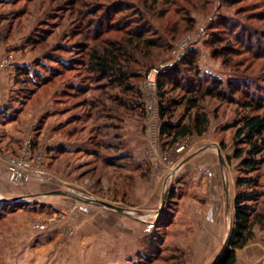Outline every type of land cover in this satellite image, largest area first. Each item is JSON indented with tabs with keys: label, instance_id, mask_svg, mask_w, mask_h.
Wrapping results in <instances>:
<instances>
[{
	"label": "rangeland",
	"instance_id": "rangeland-1",
	"mask_svg": "<svg viewBox=\"0 0 264 264\" xmlns=\"http://www.w3.org/2000/svg\"><path fill=\"white\" fill-rule=\"evenodd\" d=\"M144 2L0 0V70L15 73L9 103L34 121L18 152L0 151L8 172L7 159L21 155L27 138L33 142L28 174L0 179V264H210L227 239L230 247L237 180L245 175L234 157L241 96L202 97L200 111L209 117L202 135L174 141L163 125L195 113L187 103L195 95L185 88L197 69L224 80L225 91L234 80L264 95V0ZM141 26L151 37L167 29L171 48L135 52L124 83L89 66V48ZM173 69L181 87L161 89L159 79L169 80ZM162 104L171 107L165 118ZM261 173L250 203L264 213V164ZM16 196L29 200H5ZM253 230L235 264H264V224Z\"/></svg>",
	"mask_w": 264,
	"mask_h": 264
},
{
	"label": "trees",
	"instance_id": "trees-1",
	"mask_svg": "<svg viewBox=\"0 0 264 264\" xmlns=\"http://www.w3.org/2000/svg\"><path fill=\"white\" fill-rule=\"evenodd\" d=\"M74 2L75 0H71V4H74ZM156 2L157 0H154V3ZM148 3L149 0H145L144 5ZM144 10H141V14L143 18L147 20L149 13L147 10ZM160 16L164 17L166 14L162 12ZM180 20L181 19L176 22L177 24H175L172 30L174 35L178 33ZM189 20L191 21L189 25L191 28V26L194 25V19L190 18ZM142 26L141 29L140 27L139 29L127 27L123 35L117 40L106 42V45L101 48H89V66L104 78L110 77L114 81L124 83L128 79L127 69L130 68L134 62H137V60L134 59L135 52H146L147 56H151L153 48H159L160 50H168L171 48V43L168 42L167 38L163 37V33H165L167 29L161 26V28H158V32H161L162 35L151 37L146 34L148 30L142 31ZM158 32L155 33L158 34ZM98 38L99 35L95 37V39ZM173 38H175V36H173ZM218 39L220 40L221 38ZM151 58L154 60V57ZM188 60L189 64H193V59ZM173 70L176 72L174 75H170L168 77L169 80L166 82L163 81V79H159V86L161 89L166 84H170L174 87H181L177 82V79L180 77L179 73L177 69ZM160 76H162V73ZM193 80H197V82L193 83ZM203 81H210V85L206 87L201 85ZM224 84V80L220 78H213L211 80L209 77L202 75L200 69H197L188 87L185 88L186 92L195 95L187 99L188 108L195 109V113H193V115L190 116V120L185 123H173L169 120L165 121L163 132L172 135L174 141L194 133L202 135L208 130L209 117L205 111H200V99L206 95H211L223 99L235 100V94L241 96V98L237 99V102L240 103L245 112L242 114L239 126L234 134V138L239 144L235 149L234 157L241 159V170L245 175L237 180L238 193L235 200L236 228L229 240L230 247L224 250L223 254L216 262V264H235L237 260V249L245 247L254 237L253 227L255 223L264 224V213L258 212L255 206L250 203L251 201L257 202V186H259L261 182V170L264 164V95L260 93L258 95L254 93L251 94L247 86L240 81L229 80L227 82L226 91L223 90L222 87ZM162 97L164 98V94H162ZM170 109L171 107L169 105L162 104L161 114L164 118L166 117L165 115L169 113ZM253 174L256 175L253 176ZM244 187L245 189H243Z\"/></svg>",
	"mask_w": 264,
	"mask_h": 264
},
{
	"label": "crops",
	"instance_id": "crops-1",
	"mask_svg": "<svg viewBox=\"0 0 264 264\" xmlns=\"http://www.w3.org/2000/svg\"><path fill=\"white\" fill-rule=\"evenodd\" d=\"M14 80L15 73L12 72L11 68L0 70V151L3 150L11 154L19 151L18 144L23 133L34 122L33 117L31 119V113L24 111H21V113L19 109L20 113L16 114L12 106L13 103H9ZM6 173L9 176V172L5 170V165L2 163V157L0 156V179L2 177L6 178Z\"/></svg>",
	"mask_w": 264,
	"mask_h": 264
},
{
	"label": "built area",
	"instance_id": "built-area-1",
	"mask_svg": "<svg viewBox=\"0 0 264 264\" xmlns=\"http://www.w3.org/2000/svg\"><path fill=\"white\" fill-rule=\"evenodd\" d=\"M162 68V67H161ZM160 69H155L156 73L160 72ZM33 142L31 138H27L24 142V147L20 156L10 157L7 159L9 177L12 181H19L29 172L30 163L34 161Z\"/></svg>",
	"mask_w": 264,
	"mask_h": 264
},
{
	"label": "water",
	"instance_id": "water-1",
	"mask_svg": "<svg viewBox=\"0 0 264 264\" xmlns=\"http://www.w3.org/2000/svg\"><path fill=\"white\" fill-rule=\"evenodd\" d=\"M208 146H205L203 148L200 149L201 150H204V149H207ZM196 153L192 154V155H189L187 158H185L182 162L185 163L189 158H191L193 155H195ZM219 156L222 160V162H224L225 164V161L223 159V154L221 152V149H219ZM227 191H228V187H227ZM55 194H71L70 191L68 190H58V191H55L54 192ZM166 199H167V196L165 195L164 199H163V202H162V207H161V210L164 209V206H165V203H166ZM5 200H10V201H14V202H19V201H27L29 200V197L27 196H16V197H13V198H9V199H5ZM94 201L97 203V204H100V205H103L104 207H107V208H110V209H114V210H117L118 212H121V213H126V214H132L130 213L129 211H125L124 209H121V208H116L114 207L113 205L105 202V201H102V200H99V199H94ZM227 244H228V239L226 240L224 246H223V249L225 250L227 248ZM222 253H219L215 259L210 263V264H216V262L219 260L220 256H221Z\"/></svg>",
	"mask_w": 264,
	"mask_h": 264
},
{
	"label": "bare ground",
	"instance_id": "bare-ground-1",
	"mask_svg": "<svg viewBox=\"0 0 264 264\" xmlns=\"http://www.w3.org/2000/svg\"><path fill=\"white\" fill-rule=\"evenodd\" d=\"M218 152H219V150H218Z\"/></svg>",
	"mask_w": 264,
	"mask_h": 264
}]
</instances>
